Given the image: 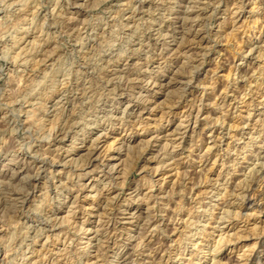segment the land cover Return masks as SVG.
<instances>
[{
    "label": "rangeland",
    "instance_id": "rangeland-1",
    "mask_svg": "<svg viewBox=\"0 0 264 264\" xmlns=\"http://www.w3.org/2000/svg\"><path fill=\"white\" fill-rule=\"evenodd\" d=\"M0 264H264V0H0Z\"/></svg>",
    "mask_w": 264,
    "mask_h": 264
},
{
    "label": "bare ground",
    "instance_id": "bare-ground-1",
    "mask_svg": "<svg viewBox=\"0 0 264 264\" xmlns=\"http://www.w3.org/2000/svg\"><path fill=\"white\" fill-rule=\"evenodd\" d=\"M23 1V0H22ZM18 2V1H17ZM163 2V1H162ZM143 3V2H142ZM236 3V2H235ZM55 9V8H54ZM54 25V24H53ZM76 28V27H75ZM157 34H160V29L157 30ZM140 46V45H139ZM254 48V47H253ZM257 48V47H256ZM15 62V61H14ZM32 62V61H31ZM72 63V62H71ZM208 76V75H207ZM103 80V79H102ZM250 80V79H249ZM76 81V80H75ZM154 81V80H153ZM153 84V83H152ZM67 85V84H66ZM124 93V92H123ZM200 103V102H199ZM196 104V103H195ZM134 106H131V104H126L124 105V109L122 110L124 113L130 111V110H133ZM133 113V112H132ZM11 128V127H10ZM101 136V135H100ZM99 138V137H98ZM97 140V139H96ZM99 140V139H98ZM19 143V142H18ZM92 147V146H91ZM29 150V149H28ZM90 154H92V152H90ZM92 160V158H91ZM114 167V166H113ZM206 180V179H205ZM247 184V183H246ZM194 188V187H193ZM188 191V190H187ZM218 198V197H217ZM92 214V213H91ZM131 214H134V213H131ZM228 214V213H227ZM42 217V216H41ZM195 221V220H194ZM83 227V226H82ZM89 230V229H88ZM26 233V232H25ZM64 242V241H63ZM230 242V241H229ZM20 246V245H19ZM215 249V248H214ZM252 250V249H251Z\"/></svg>",
    "mask_w": 264,
    "mask_h": 264
}]
</instances>
